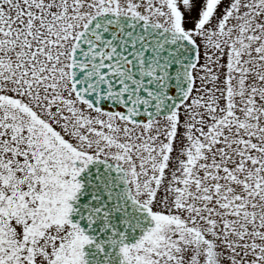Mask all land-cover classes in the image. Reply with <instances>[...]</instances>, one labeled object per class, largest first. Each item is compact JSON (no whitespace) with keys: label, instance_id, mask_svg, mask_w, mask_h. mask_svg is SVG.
<instances>
[{"label":"snow or ice","instance_id":"snow-or-ice-1","mask_svg":"<svg viewBox=\"0 0 264 264\" xmlns=\"http://www.w3.org/2000/svg\"><path fill=\"white\" fill-rule=\"evenodd\" d=\"M0 264H264V0H0Z\"/></svg>","mask_w":264,"mask_h":264}]
</instances>
